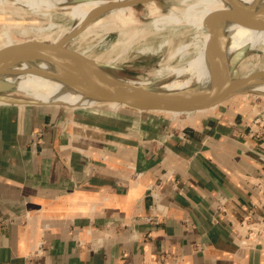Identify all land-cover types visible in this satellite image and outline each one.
<instances>
[{
    "label": "crops",
    "instance_id": "0c3cea01",
    "mask_svg": "<svg viewBox=\"0 0 264 264\" xmlns=\"http://www.w3.org/2000/svg\"><path fill=\"white\" fill-rule=\"evenodd\" d=\"M258 118L264 101L172 119L0 104V264H264Z\"/></svg>",
    "mask_w": 264,
    "mask_h": 264
},
{
    "label": "bare ground",
    "instance_id": "6f19581e",
    "mask_svg": "<svg viewBox=\"0 0 264 264\" xmlns=\"http://www.w3.org/2000/svg\"><path fill=\"white\" fill-rule=\"evenodd\" d=\"M116 1L125 0H0V12H10L9 8L13 7L12 11L20 13L21 17L44 15V12L49 13L51 11L58 13L60 18L66 21L65 23H50L46 28L33 29L28 26L20 29V33L24 35L34 32L35 38H44L55 42L68 35L75 25L81 24L94 16L102 7ZM246 4L262 6L264 0H176L174 7H171L167 13H162L153 2L145 4L147 5V16L150 18V21L145 24H141L135 16V7L118 8L96 17L76 39H83L90 34H99L106 31L116 32L117 39L111 49L104 51L101 55L92 57L98 61L116 65L117 61L127 51L136 46H148H142V53L146 51L153 52L156 49L160 51L164 46H172L176 31L181 27H190L200 35V44L195 45L194 54L182 65L172 66L168 62L177 55L181 61H184L190 44L181 45L176 50L171 51L168 56L166 55V65H162L156 72L160 80L159 86L177 90L194 86L201 89L210 88L219 80L221 68H223L220 50L225 40L227 41L225 47L228 58L236 51L249 47L250 50L247 53L246 60L255 59L257 63L244 64L242 70L245 75L252 74L256 68L264 70V30L257 29V27H245L224 19L216 24V32L223 34L224 40L219 43L211 42L210 25L215 22L214 20L217 17L219 18L222 13L227 14V16L236 13ZM68 5L73 7L74 12L66 9ZM255 22L258 23V27L264 24V15L256 19ZM8 27L10 31L13 29L10 26ZM58 31L59 36L56 40L49 37L50 34ZM165 34H168V36L166 35V40L159 47L151 45L158 36ZM202 34L203 37H201ZM17 42L20 41L13 40L11 36L6 37L2 43L0 42V49L17 44ZM256 50H261L263 55L261 57L252 56ZM38 66L44 70L49 69L46 64ZM28 68V65H22L13 69V74L5 76L10 82L17 84L24 97L38 102H56L79 108L95 103L90 99H85L81 94L74 92L61 82L31 73L23 74V70ZM139 84L152 86L153 82L149 80ZM247 89L254 94L264 95V84H249ZM112 106V108H117L118 105Z\"/></svg>",
    "mask_w": 264,
    "mask_h": 264
},
{
    "label": "water",
    "instance_id": "95a60500",
    "mask_svg": "<svg viewBox=\"0 0 264 264\" xmlns=\"http://www.w3.org/2000/svg\"><path fill=\"white\" fill-rule=\"evenodd\" d=\"M85 1V0H83ZM158 0H125L111 2L97 11L65 37L58 41L44 38L26 39L17 44L0 49V104L5 105H35L61 106L78 109L62 103L38 102L23 96L15 82H10L5 76L13 74V69L28 65L23 74H35L44 78L56 80L66 85L85 99L94 104L81 107L82 109H98L112 112L129 111L139 116L160 115L165 118H180L195 113L208 111L223 103L240 100L264 101V95L249 92L250 84H264V70H255L252 74H241L240 63L247 58L249 47L236 51L227 57L225 42L220 50L223 68L219 80L210 88L168 89L159 86V81L152 86H143V81L134 77V70L123 68L92 57L69 47V43L83 32L99 15L123 7H137ZM264 15V4H246L236 13L221 14L215 17L210 25L211 42L219 43L224 35L217 31L216 24L220 20L228 19L235 24L264 30V24L258 27L256 19ZM261 57L263 52L256 50L254 55ZM46 64L49 69L44 70L38 65ZM151 81V80H150ZM137 84V85H136ZM112 105H118L112 108Z\"/></svg>",
    "mask_w": 264,
    "mask_h": 264
},
{
    "label": "rangeland",
    "instance_id": "374dc122",
    "mask_svg": "<svg viewBox=\"0 0 264 264\" xmlns=\"http://www.w3.org/2000/svg\"><path fill=\"white\" fill-rule=\"evenodd\" d=\"M175 3L176 0H158L155 2V5L159 7L162 13H167V11L171 7H174ZM59 8L61 9L62 7L60 6ZM13 9H14L13 7L9 8L10 12H6V13L0 12V42L1 43L4 41L6 37H10V36L15 41H23L26 39L35 38L34 32L29 35H24L20 33V29L27 28L28 26L29 28H33V29H36L38 27L46 28L47 26L50 25V23L63 24L66 22L65 20L60 18V15H58V13H55L54 11H51L49 13L44 12V15H36V16L28 15L21 17L20 13L13 12L12 11ZM66 9H68V11L74 12L73 7H69V5L66 7ZM62 11L63 10L61 9V12ZM135 11H136L135 16L137 17V19H139L141 24H145L150 21V18L147 16V5L137 6L135 7ZM8 26L12 27L13 29L10 31ZM59 31L50 34L49 37L55 38L56 40L59 36ZM176 32L177 33L175 34V37L173 39L174 42L172 46L168 47L167 45L161 48L160 51L156 49L153 52L146 51L143 53H142L143 50L142 46H147V45L136 46L130 49L129 51H127V53H125L121 57V59L117 61L116 66L123 68H131L135 72L133 76L136 77L138 80H144L145 78H149L152 82L158 81L159 77L156 75V72L160 69V67H162V65L163 66L166 65L165 60L171 51L176 50L181 45L190 44L189 48L187 49L188 53L184 61H181L179 59V56L177 55L173 60L168 62L169 65L172 66L182 65L187 59H189L194 54L196 49L195 45L200 44L199 40L201 38L195 29H192L190 27L189 28L181 27V29L177 30ZM166 35L168 36V34L158 36L155 42L151 45H154V47H159L160 44L166 40L167 37ZM201 37H203V34ZM116 39H117L116 32L106 31V32H101L99 34H90L89 36L83 39L77 38L75 40H72L69 43V47L81 53H85L90 57H96L98 55H101L104 51L110 50ZM254 60L255 59L252 60L245 59L240 63L239 70L241 74H245V72L242 70L243 65L246 63H254V64L257 63V61L255 60L254 62ZM259 69L260 68H256V70Z\"/></svg>",
    "mask_w": 264,
    "mask_h": 264
},
{
    "label": "built area",
    "instance_id": "2783aa9c",
    "mask_svg": "<svg viewBox=\"0 0 264 264\" xmlns=\"http://www.w3.org/2000/svg\"><path fill=\"white\" fill-rule=\"evenodd\" d=\"M263 120L259 119V118L256 119L254 122V126L257 127L258 125L259 126L264 125V122H262ZM141 176H142L141 173H136L135 179H139ZM156 187H157L156 185H152L148 189L150 192H152V191H154V189ZM215 212L217 213V219H219L218 217H220V216L222 217L223 215L227 214V212H228V198L222 194H220L216 197ZM254 221H255V215H254L252 210L248 211L241 218V224L244 226L251 225L252 222H254ZM88 233H91V230H89ZM76 242L79 246H85L86 245V243L81 239H78ZM102 242H103L102 238L97 240V244H102ZM243 243H246V242H243ZM45 246H46V243L44 241H40L37 245L36 254L41 255L43 253Z\"/></svg>",
    "mask_w": 264,
    "mask_h": 264
}]
</instances>
